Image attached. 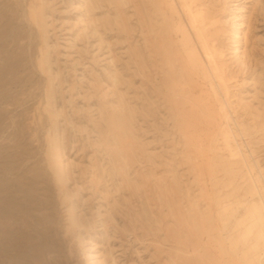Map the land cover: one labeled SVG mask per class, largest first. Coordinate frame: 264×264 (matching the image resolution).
Returning a JSON list of instances; mask_svg holds the SVG:
<instances>
[{"label": "rangeland", "instance_id": "1", "mask_svg": "<svg viewBox=\"0 0 264 264\" xmlns=\"http://www.w3.org/2000/svg\"><path fill=\"white\" fill-rule=\"evenodd\" d=\"M152 1L42 0L49 81L20 0H0V264H200L188 253L195 202L211 208L207 222L222 229L230 256L248 264L250 238L239 236L248 190L264 176V0H202L210 42L222 52L233 130L216 127L206 140L210 165L199 171L169 116L168 66L150 52L164 35ZM174 1V23L199 48ZM199 80L215 98L218 82ZM119 97L134 110L133 155L116 161L101 128ZM48 105L59 115L62 188L46 169ZM207 249L201 264H217L216 243Z\"/></svg>", "mask_w": 264, "mask_h": 264}, {"label": "bare ground", "instance_id": "2", "mask_svg": "<svg viewBox=\"0 0 264 264\" xmlns=\"http://www.w3.org/2000/svg\"><path fill=\"white\" fill-rule=\"evenodd\" d=\"M177 1L187 16L190 29L195 33L199 48L193 43L186 25L182 21L177 24L174 23L175 14L178 13L175 1L153 0V11L160 16L164 35H156L153 38L154 42H152L153 46L150 52L160 56V60L168 66L165 85L170 92L167 97L169 116L181 140H184L189 148V153L185 155L186 162L192 166L193 170L199 171L203 165H210L209 152L212 149L206 140L214 134L216 127L222 129L223 125L226 124L224 128L233 130L230 127V118L227 117L229 87L225 83V65L221 59V49L210 42L211 25L210 22H207L209 17L202 0ZM42 7V0H20L19 4L20 17L29 26L31 35L32 33L37 34L40 40L41 49L38 68L50 81L48 45L45 40V32L42 29ZM144 22L146 23V21ZM105 24L108 25L107 22ZM146 24L151 27L150 24ZM200 78H213L218 82L216 86L212 83L215 98L205 90L203 82L199 80ZM217 89L220 91L221 96L217 94ZM48 90L49 97L52 88L48 87ZM119 101L118 105L111 106V112L105 114L102 119L105 125L101 128L102 143L104 146L109 147L108 150L114 154L116 161L127 160L133 155L132 132L134 128L132 122H134V110L127 106L122 97H119ZM44 111L50 124L46 139L48 146L46 169L54 177L57 186L62 188L66 176L65 167L57 138L53 135V130L54 133L57 130L59 115L49 105ZM221 116H224L225 121L219 125ZM204 127H207V129ZM248 195L251 199L244 206L247 215L246 220L248 221L247 230L239 237L244 241H247L248 237L250 238L248 264H264L263 175L258 176L257 182H253L248 190ZM203 196H205V193H203ZM206 198L209 201L208 206H210L209 204H212L213 199L209 193H206ZM198 207L197 202L191 205V209L195 214H193L194 221L192 225L198 229L194 234L196 241L192 243L193 249L188 251L191 258L194 257V260L201 264L205 257L203 256L204 251L208 250L207 247L210 248L212 243H216L220 255L217 264H238L239 259L236 260L235 257L230 256L225 248L226 239L222 235V229H215L210 222H207L212 219L211 208L209 207L208 213H204ZM242 223L243 221L238 222L237 227ZM203 236L207 240L203 239Z\"/></svg>", "mask_w": 264, "mask_h": 264}]
</instances>
